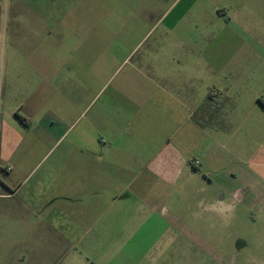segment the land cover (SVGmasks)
<instances>
[{"label":"crops","instance_id":"crops-1","mask_svg":"<svg viewBox=\"0 0 264 264\" xmlns=\"http://www.w3.org/2000/svg\"><path fill=\"white\" fill-rule=\"evenodd\" d=\"M12 11L5 6L7 18ZM132 54L121 56L131 69L118 81L114 61L98 75L81 53L67 67L64 54L0 51V264H193V221L146 189L164 185L172 202L182 176L193 175L198 160L186 159L197 144L235 181L249 160L240 146L264 137V124L242 85L211 86L206 59L196 71L190 55L131 63ZM29 57L40 67L14 66ZM214 204L219 216L226 198ZM213 248L210 262L226 264Z\"/></svg>","mask_w":264,"mask_h":264},{"label":"rangeland","instance_id":"rangeland-1","mask_svg":"<svg viewBox=\"0 0 264 264\" xmlns=\"http://www.w3.org/2000/svg\"><path fill=\"white\" fill-rule=\"evenodd\" d=\"M0 4L2 54L59 53L65 55V66L72 67L81 53L88 63L85 67L98 75L112 61L116 70L121 66V56L131 51V63L143 55L162 59L190 55L196 71L200 56L206 59L203 71L208 72L211 86L213 82L242 85L240 97L256 107V115L264 124V107L258 102L264 101V0H0ZM10 4L13 11L7 18L4 10ZM33 57L14 61V66L40 67L41 60ZM130 69L131 64L122 65L116 74L122 70L118 81ZM231 69H240L243 74L231 77ZM259 136L247 140V147L240 146L249 160L236 172L235 181L208 165L197 144L186 159L187 164L198 160L193 163V175L187 172L182 176V193L172 195V202L168 187H157L154 193L146 189L147 195L154 196L151 198H161L162 206L171 205L175 213L188 215V222L193 221L190 239L194 248L190 256L188 251L193 264H212L210 256L214 253L209 246L219 250L226 264H233L237 253L239 264H264V137ZM197 137L200 141L201 135ZM151 159L147 156L146 163ZM189 167L192 170V165ZM149 177L146 172L143 179ZM231 188L235 197L229 193ZM223 196L226 206L217 216L214 202ZM197 215L203 216V222ZM162 259L179 260L170 254Z\"/></svg>","mask_w":264,"mask_h":264},{"label":"trees","instance_id":"trees-1","mask_svg":"<svg viewBox=\"0 0 264 264\" xmlns=\"http://www.w3.org/2000/svg\"><path fill=\"white\" fill-rule=\"evenodd\" d=\"M258 102H259V104H260L261 106L264 107V101H262L261 99H259Z\"/></svg>","mask_w":264,"mask_h":264},{"label":"built area","instance_id":"built-area-1","mask_svg":"<svg viewBox=\"0 0 264 264\" xmlns=\"http://www.w3.org/2000/svg\"><path fill=\"white\" fill-rule=\"evenodd\" d=\"M196 163H197V162H196ZM6 170H7V171H10V170H11V168H9V167H8Z\"/></svg>","mask_w":264,"mask_h":264}]
</instances>
